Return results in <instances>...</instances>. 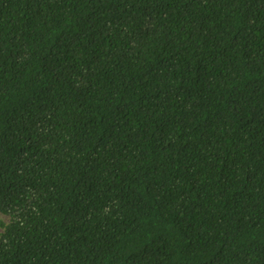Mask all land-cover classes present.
Instances as JSON below:
<instances>
[{
  "label": "trees",
  "instance_id": "obj_1",
  "mask_svg": "<svg viewBox=\"0 0 264 264\" xmlns=\"http://www.w3.org/2000/svg\"><path fill=\"white\" fill-rule=\"evenodd\" d=\"M0 264H264V0H0Z\"/></svg>",
  "mask_w": 264,
  "mask_h": 264
},
{
  "label": "rangeland",
  "instance_id": "obj_2",
  "mask_svg": "<svg viewBox=\"0 0 264 264\" xmlns=\"http://www.w3.org/2000/svg\"><path fill=\"white\" fill-rule=\"evenodd\" d=\"M0 218H4V219H6L4 216H2V215H0Z\"/></svg>",
  "mask_w": 264,
  "mask_h": 264
}]
</instances>
